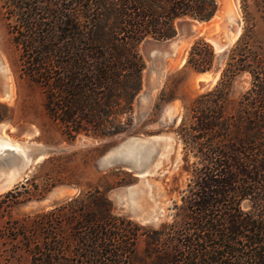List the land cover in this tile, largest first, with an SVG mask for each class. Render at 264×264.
<instances>
[{
	"label": "trees",
	"instance_id": "trees-1",
	"mask_svg": "<svg viewBox=\"0 0 264 264\" xmlns=\"http://www.w3.org/2000/svg\"><path fill=\"white\" fill-rule=\"evenodd\" d=\"M255 1L264 19V0ZM0 4L22 74L42 87L47 114L69 139L124 132L123 121L114 118L132 111L142 88V41L171 38L177 19L208 21L218 10L216 0ZM243 16L218 81L181 118L189 182L172 221L148 228L113 213L101 190L89 191L56 207L59 213L37 215L32 264H264V40L257 39L246 6ZM215 57L198 39L187 64L205 72ZM242 75L249 87L230 110Z\"/></svg>",
	"mask_w": 264,
	"mask_h": 264
},
{
	"label": "rangeland",
	"instance_id": "rangeland-1",
	"mask_svg": "<svg viewBox=\"0 0 264 264\" xmlns=\"http://www.w3.org/2000/svg\"><path fill=\"white\" fill-rule=\"evenodd\" d=\"M216 1L218 10L210 20L182 17L176 20L175 36L142 41L140 52L146 63L142 88L132 111L114 118L123 121L124 132L110 136L81 133L74 139L67 138L47 114L42 87L22 74L19 53L0 4V138H10L13 145L19 142L27 152L25 157L31 159L17 182L0 192V264H32L40 233L37 215L59 213L56 207L89 191L101 190L111 201L113 213L148 228H160L172 221L175 203H182L189 182L183 170L184 150L178 127L186 108L218 81L228 51L242 33L243 7L252 16L257 39L264 40V19L255 0ZM228 28L230 34L238 33L232 34V41L219 52L211 36ZM198 39L208 42L216 54L213 67L205 72L187 64L189 51ZM248 87L249 76L236 79L230 110ZM123 145L132 147L135 165L144 164L134 167L133 158L123 156ZM108 154L117 159L107 160ZM4 155L8 157L5 164ZM21 160L22 154L15 151L1 152L0 176L12 168L9 163ZM141 168L144 173L139 174ZM67 229L71 241L72 229ZM76 245L69 243L71 249Z\"/></svg>",
	"mask_w": 264,
	"mask_h": 264
},
{
	"label": "bare ground",
	"instance_id": "bare-ground-1",
	"mask_svg": "<svg viewBox=\"0 0 264 264\" xmlns=\"http://www.w3.org/2000/svg\"><path fill=\"white\" fill-rule=\"evenodd\" d=\"M218 17V16H217ZM219 18V17H218ZM219 20V19H218ZM221 22V21H219ZM226 22V21H225ZM216 23V22H215ZM213 23V25L215 24ZM228 23V22H227ZM219 24V23H218ZM227 26V25H226ZM218 27V30H220L219 26ZM229 27V26H228ZM197 29V27H196ZM195 29V30H196ZM229 29V28H228ZM226 30V31H222L220 32L218 35H217V38L215 39V41L219 42L220 44L222 45H226L230 42V40L232 41V38H234V35L236 36V34L238 33V30L236 31V34L232 35L230 34V30ZM217 31V30H216ZM219 32V31H218ZM222 33V34H221ZM232 36V37H230ZM212 37V36H211ZM212 41H214L213 38H211ZM3 136V135H2ZM10 138L6 139L5 138H0V153L7 150L8 152L10 151H15V153H18V155L22 154V157H23V161H19L17 163H13V164H10L12 166V168H10L9 170H7L6 172L2 173V176H0V192H3L6 188L10 187L14 182H17L16 180L20 177L23 169L30 163L31 159L25 155H27V152L24 148H21L19 147V142H16L15 145H13L11 142V140L9 141ZM15 142V141H14ZM18 145V146H17ZM130 145H132V143H130ZM7 146H11L12 148H5ZM132 147H130L129 145H123L121 147V150L123 151V156L126 155V156H131L133 158V164L135 165L137 163V161H135L134 159L137 160V158H135V153L134 151H132V149H130ZM128 150V151H127ZM121 153V152H120ZM24 154V155H23ZM8 160V157L7 155H4L3 156V163L5 164ZM136 162V163H135ZM14 166V167H13Z\"/></svg>",
	"mask_w": 264,
	"mask_h": 264
},
{
	"label": "water",
	"instance_id": "water-1",
	"mask_svg": "<svg viewBox=\"0 0 264 264\" xmlns=\"http://www.w3.org/2000/svg\"><path fill=\"white\" fill-rule=\"evenodd\" d=\"M214 28H215V27L213 26L212 29L214 30ZM228 30H230V31L232 32L231 29H228ZM235 30H236V29H235ZM191 32L195 33L196 30H195V29H192ZM233 32H235V31L233 30ZM187 34H188V32H187ZM212 38L214 39L213 42H214V45H215L216 49H217L219 52H223V51L225 50L227 44H226V45H222V44H220L218 41L216 42L215 39L217 38V35H213ZM219 57H221V54L219 55ZM214 71H216V70H212V72H214ZM137 138H138V137H137ZM106 159H107V160H114V159H117V158H116L115 156H112V155L108 154V155L106 156ZM120 160H121V159H120ZM143 164H144V163H138L137 165H134V167H139V166H142ZM130 165H132V164H130ZM143 171H144V168H141V169L138 170V173H139V174H142V173H144Z\"/></svg>",
	"mask_w": 264,
	"mask_h": 264
},
{
	"label": "crops",
	"instance_id": "crops-1",
	"mask_svg": "<svg viewBox=\"0 0 264 264\" xmlns=\"http://www.w3.org/2000/svg\"><path fill=\"white\" fill-rule=\"evenodd\" d=\"M1 164V163H0Z\"/></svg>",
	"mask_w": 264,
	"mask_h": 264
}]
</instances>
